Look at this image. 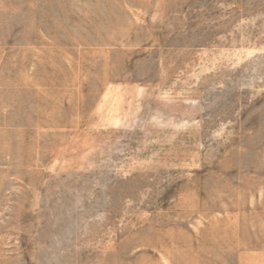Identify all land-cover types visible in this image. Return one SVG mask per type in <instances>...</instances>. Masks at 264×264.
<instances>
[{
	"label": "rangeland",
	"instance_id": "rangeland-1",
	"mask_svg": "<svg viewBox=\"0 0 264 264\" xmlns=\"http://www.w3.org/2000/svg\"><path fill=\"white\" fill-rule=\"evenodd\" d=\"M52 74L77 82L55 88L66 125L11 85ZM0 119L34 163L0 162V264L162 261L135 240L149 226L198 244L244 218L258 259L206 260L264 264V0H0Z\"/></svg>",
	"mask_w": 264,
	"mask_h": 264
},
{
	"label": "bare ground",
	"instance_id": "bare-ground-1",
	"mask_svg": "<svg viewBox=\"0 0 264 264\" xmlns=\"http://www.w3.org/2000/svg\"><path fill=\"white\" fill-rule=\"evenodd\" d=\"M45 71H47V70H45ZM61 71H62V69H61ZM67 76H64L63 78L59 79V77L52 74L51 76H47L45 79H41V80H32V79H28V78H22V79H19L18 81L16 80V82L12 83L11 85L13 88H15L16 86L21 87V88H30V87L33 89L38 88V90L36 92L33 90V91H30L28 93V95L30 97L29 99L38 100L40 102L42 100L43 103L45 104V105H42V103L38 104L37 107L35 105L34 110H33L34 114L36 115L35 117L36 118L37 117L44 118L45 122L52 124V126L53 125L54 126L66 125V124L70 123L67 120V117L69 115L68 113H74L75 109H74L73 105H71L68 113H65V112L62 113V110H61L62 108H61L60 104L62 103V100H64L65 95L63 93L57 92L55 88H58L59 86L60 87L65 86L67 84L71 85V83H72V85L77 83V82H75V80L71 81V79H69L71 81V82H69ZM19 78H20V76H19ZM11 82H12V80H11ZM43 87L44 88L46 87L48 89L47 90L43 89V90H45V92L42 94L41 90ZM95 97H96V90H95V88H93L91 90L90 95H89V98L91 99L90 101L94 100ZM73 98L75 99V95H71V100H73ZM20 99H22V95L19 92L16 94H11V95H8L4 98V101H5L4 104L13 105L16 102L19 107L20 106L23 107V104L20 103ZM48 100L49 101L55 100V103H54L55 105L54 104L51 106L47 105L46 102ZM24 102H26V101H24ZM22 109H19V111ZM46 123H44V124H46ZM1 124H2V120L0 119V125ZM9 125L12 126L13 123L9 122ZM19 133L17 134V136L20 135L22 132L20 134ZM22 135H24V134H22ZM22 137H20V138H22ZM13 138H14L13 133L0 129V162L2 160V157L4 158V156L9 155V156H12L11 158L13 159L12 165L14 167V170H18V171L20 170L21 171L23 166L31 167L32 165H34V163L32 161L33 158L31 156H26V155L23 156L21 154V152H18L16 150L19 147V144L21 142L23 143V141H21L18 144V143H15ZM22 143L20 144L21 147H23ZM29 145H31V144H29ZM28 149H25V150L27 151ZM20 150H21V148H20ZM27 153H29V152H27ZM254 221H255V219H254ZM259 221H262V220H259ZM225 222L223 220L222 221L218 220L217 222H213L212 224H210L208 231L205 230L206 232H204L203 235H202V233L200 234V235H202V239L200 240L198 238V240L200 241L198 244H195L193 238L190 236V234L187 231H185L182 228H180V229L177 228L178 224H176V223H168V224H166L167 226L166 225H160L159 228H158V226H149L148 229L146 230L145 234L140 236V237L135 238V240L137 239L136 241H138L137 242L138 245H141L144 248L164 250L163 251V252H165L164 253V259L162 261H159V260L156 261V260L150 258L146 253H144V254L138 256V258L135 261H133L132 264H208V262L206 260V255L210 251V247L215 248V250H221L222 248H228V250H230V251L231 250L232 251L233 250H239L240 252L242 251L244 259H247L248 261H252L253 259L254 260L258 259V257L256 258V257H250L248 255H244V252L248 251L251 248V246H253V245H252V243L250 245V241L247 239L242 241V239L238 238L239 237L238 236L239 235L238 230H239L240 225H243L245 228H248L246 226L251 227L254 222H251L248 218H244L242 220L241 224H240V222H236V223L233 222L234 223L233 226L228 225L229 223L231 224V222H226L228 224H226ZM257 225H259V224H257ZM208 236L210 238H208ZM252 249H253V247H252ZM210 253H211V251H210Z\"/></svg>",
	"mask_w": 264,
	"mask_h": 264
}]
</instances>
